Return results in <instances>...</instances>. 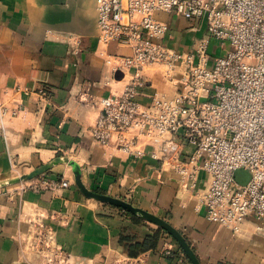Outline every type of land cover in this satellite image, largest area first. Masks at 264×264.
Masks as SVG:
<instances>
[{"label":"crops","instance_id":"0c3cea01","mask_svg":"<svg viewBox=\"0 0 264 264\" xmlns=\"http://www.w3.org/2000/svg\"><path fill=\"white\" fill-rule=\"evenodd\" d=\"M157 17L169 25L162 39L169 47L189 49L206 34L204 20ZM130 51L99 41L96 0H0V264H43L25 244L39 227L53 231L66 264H191L165 229L99 194L169 222L201 264H264V232L253 221L234 232L204 216L205 172L195 188H180L177 174L149 154L158 141L134 146L144 152L134 158L92 136L101 99L128 83L106 60ZM209 51L223 53L214 41ZM144 76L143 103L175 94L161 65L147 67ZM60 179L68 186H50ZM167 244L171 255L162 252Z\"/></svg>","mask_w":264,"mask_h":264},{"label":"built area","instance_id":"2783aa9c","mask_svg":"<svg viewBox=\"0 0 264 264\" xmlns=\"http://www.w3.org/2000/svg\"><path fill=\"white\" fill-rule=\"evenodd\" d=\"M161 12L204 20L206 34L189 49L169 47L162 41L169 25L157 17ZM96 25L99 41L131 51L106 60L128 83L101 99L92 136L134 158L144 153L134 146L158 141L149 154L177 174L180 188H195L198 173L207 174L199 202L208 220L234 232L251 220L264 232V0H96ZM213 41L222 54L210 53ZM153 65L165 67L176 92L143 103L144 71ZM56 185L68 181L50 186ZM25 244L43 264L67 263L47 227L34 229ZM172 251L171 244L162 250Z\"/></svg>","mask_w":264,"mask_h":264},{"label":"water","instance_id":"95a60500","mask_svg":"<svg viewBox=\"0 0 264 264\" xmlns=\"http://www.w3.org/2000/svg\"><path fill=\"white\" fill-rule=\"evenodd\" d=\"M42 170H43V168H39V169L35 170L34 172H32L29 176L30 177L36 176ZM76 183L79 186V188L82 190V192H84L87 195L92 194L80 183L78 176L76 177ZM97 197L102 201H106V202L112 203L116 206H120L122 208H125V209L131 211V212L140 211L141 213H143V215L148 220L156 223L158 226L165 229L174 238V240L180 246L181 250L183 251L186 258L190 261L191 264H201V262L198 260L196 254L194 253L192 247L190 246V244L186 240V238L181 234L180 231H178L176 228H174L169 222L163 220L160 217L154 216L152 214H148L142 210L135 209L130 203H128V202H126L120 198H115V197H111V196H107V195H100V194L97 195Z\"/></svg>","mask_w":264,"mask_h":264},{"label":"trees","instance_id":"16d2710c","mask_svg":"<svg viewBox=\"0 0 264 264\" xmlns=\"http://www.w3.org/2000/svg\"><path fill=\"white\" fill-rule=\"evenodd\" d=\"M156 239V237H154V240ZM188 262H190L189 260H188Z\"/></svg>","mask_w":264,"mask_h":264},{"label":"rangeland","instance_id":"374dc122","mask_svg":"<svg viewBox=\"0 0 264 264\" xmlns=\"http://www.w3.org/2000/svg\"><path fill=\"white\" fill-rule=\"evenodd\" d=\"M162 66V65H161ZM162 67H164V66H162ZM164 69H165V67H164Z\"/></svg>","mask_w":264,"mask_h":264}]
</instances>
